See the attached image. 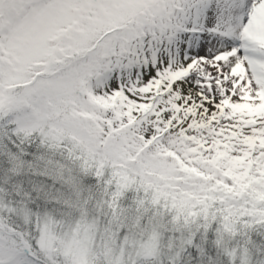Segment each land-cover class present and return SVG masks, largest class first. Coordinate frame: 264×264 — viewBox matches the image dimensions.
<instances>
[{
    "label": "snow or ice",
    "instance_id": "snow-or-ice-1",
    "mask_svg": "<svg viewBox=\"0 0 264 264\" xmlns=\"http://www.w3.org/2000/svg\"><path fill=\"white\" fill-rule=\"evenodd\" d=\"M0 264H264V0H0Z\"/></svg>",
    "mask_w": 264,
    "mask_h": 264
}]
</instances>
